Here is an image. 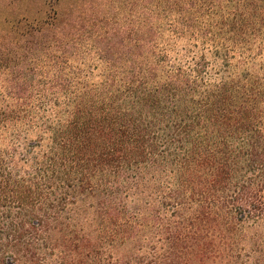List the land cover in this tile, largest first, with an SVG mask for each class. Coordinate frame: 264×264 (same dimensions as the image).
<instances>
[{
    "label": "trees",
    "instance_id": "trees-1",
    "mask_svg": "<svg viewBox=\"0 0 264 264\" xmlns=\"http://www.w3.org/2000/svg\"><path fill=\"white\" fill-rule=\"evenodd\" d=\"M0 264H264V0H0Z\"/></svg>",
    "mask_w": 264,
    "mask_h": 264
}]
</instances>
